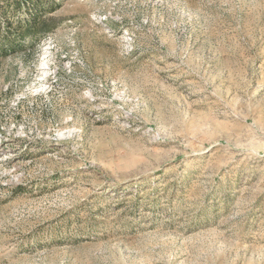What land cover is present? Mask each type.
I'll use <instances>...</instances> for the list:
<instances>
[{
	"label": "rangeland",
	"instance_id": "rangeland-1",
	"mask_svg": "<svg viewBox=\"0 0 264 264\" xmlns=\"http://www.w3.org/2000/svg\"><path fill=\"white\" fill-rule=\"evenodd\" d=\"M51 6L0 56V264H264V0Z\"/></svg>",
	"mask_w": 264,
	"mask_h": 264
},
{
	"label": "trees",
	"instance_id": "trees-1",
	"mask_svg": "<svg viewBox=\"0 0 264 264\" xmlns=\"http://www.w3.org/2000/svg\"><path fill=\"white\" fill-rule=\"evenodd\" d=\"M0 56L19 51L24 41L34 43L44 33L45 12L55 0H1Z\"/></svg>",
	"mask_w": 264,
	"mask_h": 264
}]
</instances>
